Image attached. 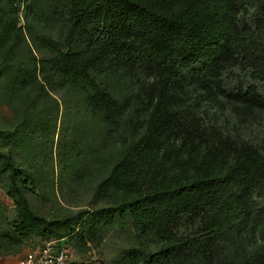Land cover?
I'll return each instance as SVG.
<instances>
[{"label": "trees", "instance_id": "trees-1", "mask_svg": "<svg viewBox=\"0 0 264 264\" xmlns=\"http://www.w3.org/2000/svg\"><path fill=\"white\" fill-rule=\"evenodd\" d=\"M21 4L57 38L33 34L44 57L30 50L17 65ZM8 77L15 96L77 95L78 120L108 140L92 156L109 201L93 215H41L0 133L16 208L0 228L3 255L62 231L87 244L88 228L96 235L102 219L129 217L146 244L118 264H264V150L198 127L186 106L218 95L236 111H264V0H0V81Z\"/></svg>", "mask_w": 264, "mask_h": 264}, {"label": "rangeland", "instance_id": "rangeland-1", "mask_svg": "<svg viewBox=\"0 0 264 264\" xmlns=\"http://www.w3.org/2000/svg\"><path fill=\"white\" fill-rule=\"evenodd\" d=\"M18 25L23 28L24 36L15 49L17 65L27 63L30 50L38 59L44 57L43 52L35 48L32 35L57 38V30L26 18L24 4L20 5ZM9 79L0 81L1 145L17 167L24 170L21 179L28 187L26 194L30 205L51 220L81 211L91 214L102 211L109 200L98 193L103 173L92 156V149L95 145L108 147L104 131L101 127L81 124L84 121L78 120V112L80 110L81 114L82 110L74 92L59 89L50 92V96L36 91L15 96L7 90ZM262 88L264 92V86ZM186 104L196 115L198 127L220 130L234 140L249 142L264 150V111H236L227 99L218 95L195 98ZM31 105L33 109L29 108ZM7 188L8 178L0 174V228H6L4 224L13 223L16 218L15 203ZM88 230L87 244L78 236L62 231L60 239L32 237L16 256L3 255L0 248V264H8L9 257H23L50 241L64 246L68 253L67 264H118L130 248L146 244L139 239L134 221L129 217L102 219L96 235H91V228ZM148 248L155 250L153 244ZM141 251L143 259L147 252Z\"/></svg>", "mask_w": 264, "mask_h": 264}, {"label": "built area", "instance_id": "built-area-1", "mask_svg": "<svg viewBox=\"0 0 264 264\" xmlns=\"http://www.w3.org/2000/svg\"><path fill=\"white\" fill-rule=\"evenodd\" d=\"M68 253L57 241H50L42 248L27 252L17 264H67Z\"/></svg>", "mask_w": 264, "mask_h": 264}, {"label": "crops", "instance_id": "crops-1", "mask_svg": "<svg viewBox=\"0 0 264 264\" xmlns=\"http://www.w3.org/2000/svg\"><path fill=\"white\" fill-rule=\"evenodd\" d=\"M24 257V256H23ZM23 257H9L7 260L8 264H17Z\"/></svg>", "mask_w": 264, "mask_h": 264}]
</instances>
